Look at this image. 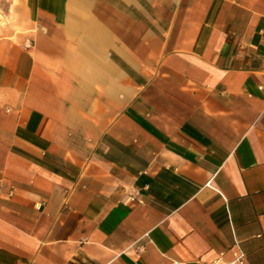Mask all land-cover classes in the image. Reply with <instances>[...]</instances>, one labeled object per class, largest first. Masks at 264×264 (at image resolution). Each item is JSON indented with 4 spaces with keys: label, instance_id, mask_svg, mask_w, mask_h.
I'll return each instance as SVG.
<instances>
[{
    "label": "crops",
    "instance_id": "0c3cea01",
    "mask_svg": "<svg viewBox=\"0 0 264 264\" xmlns=\"http://www.w3.org/2000/svg\"><path fill=\"white\" fill-rule=\"evenodd\" d=\"M264 264V0H0V264Z\"/></svg>",
    "mask_w": 264,
    "mask_h": 264
},
{
    "label": "built area",
    "instance_id": "2783aa9c",
    "mask_svg": "<svg viewBox=\"0 0 264 264\" xmlns=\"http://www.w3.org/2000/svg\"><path fill=\"white\" fill-rule=\"evenodd\" d=\"M234 259L230 264H246V258L244 252L239 249L233 251Z\"/></svg>",
    "mask_w": 264,
    "mask_h": 264
}]
</instances>
